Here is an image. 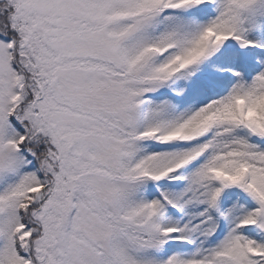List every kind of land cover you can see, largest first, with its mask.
<instances>
[{"label":"snow or ice","instance_id":"obj_1","mask_svg":"<svg viewBox=\"0 0 264 264\" xmlns=\"http://www.w3.org/2000/svg\"><path fill=\"white\" fill-rule=\"evenodd\" d=\"M0 264H264V0H0Z\"/></svg>","mask_w":264,"mask_h":264}]
</instances>
